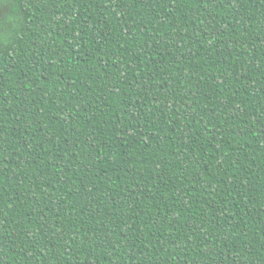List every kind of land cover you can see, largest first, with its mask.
I'll use <instances>...</instances> for the list:
<instances>
[{"label":"trees","instance_id":"obj_1","mask_svg":"<svg viewBox=\"0 0 264 264\" xmlns=\"http://www.w3.org/2000/svg\"><path fill=\"white\" fill-rule=\"evenodd\" d=\"M0 264H264V0H0Z\"/></svg>","mask_w":264,"mask_h":264}]
</instances>
